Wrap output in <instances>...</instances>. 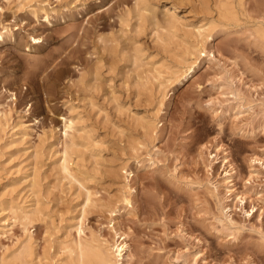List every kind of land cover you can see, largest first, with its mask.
<instances>
[{
  "label": "rangeland",
  "instance_id": "1",
  "mask_svg": "<svg viewBox=\"0 0 264 264\" xmlns=\"http://www.w3.org/2000/svg\"><path fill=\"white\" fill-rule=\"evenodd\" d=\"M137 1L0 0V32H12L0 39L9 121L0 127V229L12 230L0 262L26 238L13 207L37 200L43 213L29 227V260L67 262L62 245L84 205L78 185L56 174L71 118L87 144L71 165L99 199L87 208L86 232L112 239L106 226L118 206L129 264H264V0H232L239 20L231 23L218 12L226 0H148L160 20L176 15L174 40L139 24ZM208 24L216 58L196 55L192 73L172 80L197 40L186 32ZM152 119L157 129L144 135ZM124 164L134 174L130 208L114 173Z\"/></svg>",
  "mask_w": 264,
  "mask_h": 264
},
{
  "label": "bare ground",
  "instance_id": "2",
  "mask_svg": "<svg viewBox=\"0 0 264 264\" xmlns=\"http://www.w3.org/2000/svg\"><path fill=\"white\" fill-rule=\"evenodd\" d=\"M157 11L158 10H156L155 7L148 3V0H138L135 17L138 18L140 25H145L147 22H150V24L158 30L166 29L168 32V37H170V39L174 40V38H178L180 22L176 18L174 12L172 13L170 12V10L165 11L162 20H160V18H158L157 16ZM218 12L220 18L227 23L237 22L239 20L238 11L236 7L233 6L232 0H226L223 4H221V6H219L218 8ZM4 30L6 29L4 28ZM213 30L214 29L211 28V25L208 24L198 26L196 33L186 32V37L195 36L197 40H195V42H192L191 44L185 45L186 47L181 58L182 62L178 64L176 71L170 72L172 80L173 78L179 79L180 77L187 78L189 74L192 73V69H194V65L196 64V62H192V60L196 58V55H203L204 57H208L209 61L216 58L215 49L213 47L209 48L207 46V43L214 36ZM257 33L259 37L264 40V27L259 28L257 30ZM5 34H12V32L11 30L0 32V39H3ZM35 40L40 41L37 38H34V41ZM185 41L183 40V42ZM139 54V51H137L135 56L136 62L140 60ZM187 71L190 72L188 75ZM160 75L161 74L159 73L158 78L160 77ZM159 79L162 78L160 77ZM167 81L169 82V80H166V84L168 83ZM159 82H162V80ZM161 85H163V83ZM165 87L162 88L161 86L160 92L164 91ZM155 121L156 120L152 119L149 121H145L144 124L142 123V129L145 130L144 135H152L154 133V131L157 129L158 124ZM8 122L9 121L6 112L0 107V127L3 125H8ZM20 126L21 125H19V127ZM63 126L65 140L62 143L63 147L61 157L57 161L58 165L56 166V174L60 175L62 179L66 181L68 180L69 183L78 185L80 191L84 193V205L80 209V215L78 218H76L77 220L75 221V223L69 226L71 227V230L67 231L65 241L63 240V245L61 244L63 248L62 246L60 247L63 249L65 254L67 253L66 264H129V257L131 253V246L128 240L129 237L127 233L123 232V229H121L117 225L115 219L118 215L117 213L120 212V210H118V206L109 211V223L108 226H106L110 231L112 239L103 237V235H100L99 233H96L94 231H90L89 233L86 232L87 227L85 226V221L87 208L94 205L96 206V203L99 201V199L97 198L95 191L93 192L90 186L88 187L87 185H85L84 181L77 177L75 169L73 170V167L71 165L72 158L74 155H76L78 149L80 147L82 148L87 146L85 142H82L83 140L80 141V137H77L75 135L77 132L75 127L76 121L71 118L64 119ZM22 129L23 131L27 132V128L23 127ZM136 145L140 146L142 145V143L138 142ZM136 145H132L131 147L135 149ZM114 173L118 178L123 179V186L120 190L121 203L125 208H130L132 207L133 201L132 188L130 187L129 178H132L134 174L133 172H129L127 164L122 165L120 170H115ZM39 174L40 167L37 163L34 171V178L31 180L32 191L33 193L35 191V193L37 194L40 193L38 189V180L40 177ZM39 204L40 201L37 200L35 205L31 207V209H29L30 207H17V204V206H15L16 208L13 207V212H11V219L14 220V225H16L17 223L20 224L26 238L23 241L20 239V247L18 246L19 249L13 251L14 253L12 254V258L9 257L10 260L3 259L0 264H33V260H29L31 257H33L34 254V243L31 233H29V227L33 224V222H35V219L43 213ZM2 226L3 227L0 229V242L2 238L7 236L12 231L7 230L8 225L6 224V222L2 223Z\"/></svg>",
  "mask_w": 264,
  "mask_h": 264
}]
</instances>
